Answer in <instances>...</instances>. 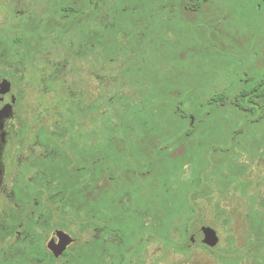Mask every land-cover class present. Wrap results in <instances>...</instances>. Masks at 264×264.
Masks as SVG:
<instances>
[{"label": "rangeland", "instance_id": "1", "mask_svg": "<svg viewBox=\"0 0 264 264\" xmlns=\"http://www.w3.org/2000/svg\"><path fill=\"white\" fill-rule=\"evenodd\" d=\"M46 2L51 43L41 28L37 44L51 88L36 64L5 199L93 201L126 237L118 247L147 231L155 258L175 221L184 237L214 229L220 244L197 264H264V110L235 104L264 83V0H43L17 26L38 28Z\"/></svg>", "mask_w": 264, "mask_h": 264}, {"label": "flooded vegetation", "instance_id": "2", "mask_svg": "<svg viewBox=\"0 0 264 264\" xmlns=\"http://www.w3.org/2000/svg\"><path fill=\"white\" fill-rule=\"evenodd\" d=\"M42 1L0 0V34L4 37L0 40V264H166L165 253L169 251L174 256H181L182 264H197L194 253L200 248L207 255L213 256L212 253L220 244L214 229L202 227L184 237L181 222L175 221V231L168 232L166 238L156 233L154 240L158 241L157 245L161 248L155 258L148 253L151 236L147 231L136 240L129 239L127 246L118 247L123 246L126 237L122 238L123 234L117 232L119 230L114 227L111 218L98 211H89L87 207L93 201H14L10 198L12 194L5 199V191L1 190L4 187L5 155L8 145L13 142L12 130L19 123L18 113L26 108L23 107L26 91L35 89V81L38 79L36 64L45 62V86L48 83L51 88V51L42 53L37 44L40 43L37 33L41 28L48 32L47 44L51 43L52 30L48 24L52 17L48 2L38 28L29 31L26 27L17 26L21 16L29 10L37 11L38 6L35 5ZM34 122L28 125L32 126ZM48 149L49 155L52 153V145ZM93 182L96 184L95 180ZM59 210L62 215L58 218L55 215ZM74 210L77 213L75 218L69 216ZM254 221L256 223V214ZM203 229L205 233L201 232ZM54 234L67 236L70 243L63 250L53 245L51 247ZM196 234L200 235L199 241L188 245L190 236ZM231 244L225 241V252H228ZM121 250L123 254H120ZM254 259L256 262V248ZM227 260L226 256L222 257L220 263L229 264ZM235 262L240 264L238 259Z\"/></svg>", "mask_w": 264, "mask_h": 264}, {"label": "trees", "instance_id": "3", "mask_svg": "<svg viewBox=\"0 0 264 264\" xmlns=\"http://www.w3.org/2000/svg\"><path fill=\"white\" fill-rule=\"evenodd\" d=\"M214 98L218 100L221 99V96L218 95ZM235 104L244 112H252L255 108L259 111L264 110V83L259 82L249 90L240 91L236 95Z\"/></svg>", "mask_w": 264, "mask_h": 264}, {"label": "water", "instance_id": "4", "mask_svg": "<svg viewBox=\"0 0 264 264\" xmlns=\"http://www.w3.org/2000/svg\"><path fill=\"white\" fill-rule=\"evenodd\" d=\"M201 232L205 233V229H203ZM199 237H200L199 234L190 236V238L188 239V242H189L188 245L195 241H199ZM68 243H70V239L67 236H61L59 234H54L51 239L50 246L52 247L53 245L56 249L63 250Z\"/></svg>", "mask_w": 264, "mask_h": 264}]
</instances>
